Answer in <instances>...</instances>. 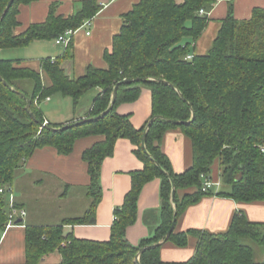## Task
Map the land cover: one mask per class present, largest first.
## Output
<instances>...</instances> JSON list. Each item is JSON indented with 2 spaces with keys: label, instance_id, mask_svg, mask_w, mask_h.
<instances>
[{
  "label": "trees",
  "instance_id": "1",
  "mask_svg": "<svg viewBox=\"0 0 264 264\" xmlns=\"http://www.w3.org/2000/svg\"><path fill=\"white\" fill-rule=\"evenodd\" d=\"M9 1L0 0V50L55 40L67 30L79 29L102 9L98 0H84L79 10L65 18L57 16L56 5H52L44 23L16 35L19 6L37 0H14L2 16ZM216 1L140 0L123 15L121 31L114 37L112 49L104 54L107 68L89 66L78 78L67 76L62 67L73 56L72 43L63 56L43 59L41 72L22 66L20 61L0 59V77L11 86L0 79V190L13 187L22 165L35 150L49 146L68 155L77 140L104 137L83 153L91 177L86 189L91 200L88 210L81 217L64 219L59 225L26 226L27 264H43L44 258L55 252L61 255L59 264H165L161 258L163 244L146 247L165 239L175 211L178 220L190 206L213 194L212 190L202 191L201 175L210 174L215 165L219 166L224 187L218 196L242 204L264 203V156L257 149L264 142V8H256L248 20H237L229 14L221 21L211 50L187 60L192 44L208 25L207 14ZM187 39L191 41L186 42ZM44 75L51 81L49 86L45 85ZM27 81L33 82L31 92L23 88ZM116 86L114 106L103 118L63 130H52L60 125L51 123L41 129L45 121L41 104L47 98L56 94L71 98L76 109L87 92L99 88L91 118L108 109ZM143 88H148L152 95L151 119L162 117L155 119L148 130L149 155L142 145L149 122L137 129L130 115L117 112L119 105L137 101ZM27 99L31 101L30 111ZM193 116L189 125L170 122H187ZM174 129L184 133L192 150V164L180 175L173 172L162 150L166 133ZM121 138L129 139L137 147L135 154L144 163V169L133 174L132 188L122 207L115 211L111 239L95 242L65 234L66 225L95 224L102 197L101 166L114 154L115 144ZM155 178L161 179V223L152 238L134 246L127 240V228L137 221L144 186ZM171 179L176 186L174 205ZM16 207L22 208L17 203ZM10 212L9 196L0 192V241ZM190 236L197 238L195 256L180 264H264V260L256 261L253 246H261L264 252V223L250 221L242 211L224 233L175 229L167 242L183 248ZM138 255L140 263L136 260Z\"/></svg>",
  "mask_w": 264,
  "mask_h": 264
},
{
  "label": "crops",
  "instance_id": "2",
  "mask_svg": "<svg viewBox=\"0 0 264 264\" xmlns=\"http://www.w3.org/2000/svg\"><path fill=\"white\" fill-rule=\"evenodd\" d=\"M82 1L84 0H37L30 4H22L18 8L19 26L15 29V34L20 35L30 26L44 23L50 14L52 5H56L57 16L67 18L81 8ZM139 1L98 0L102 6L101 11L93 19L87 20L90 21V25L79 28L73 37V56L66 59L62 65L67 76L70 78L81 77L89 66L107 68L104 54L112 49L114 37L121 31L123 15L131 11ZM256 8H264V0H217L213 9L207 14L209 22L205 31L192 44L190 55H206L211 50L219 33L221 21L229 14H232L237 20H248L253 16ZM87 32L90 34L88 35ZM190 41L186 40V42ZM28 46H34L33 48L52 47L58 51L57 55L46 58H59L67 50L65 46L56 45L55 40L34 41ZM58 47H62V50ZM3 50L6 49L0 50V56ZM46 58H42L39 62L25 59L15 61H20L22 66L41 72V61ZM45 76L48 78L45 85L49 86L51 81L47 75H44V81ZM100 92L99 88L90 90L80 99L78 106L73 109L71 114L67 116L62 113L54 115V117L52 116L53 122L42 112L43 116L48 123L56 125L87 119L90 117L94 100ZM52 97L49 101H45L52 102ZM117 112L120 115H130L134 127L142 128L149 122L152 115L150 90L143 88L137 101L119 105ZM103 139V136L81 138L75 142L73 151L68 155L59 154L54 147L40 148L35 150L28 161L22 165L19 171L21 175L15 180L13 190L16 203L22 207L17 209L26 211L27 216L22 219L21 225L18 224L5 230L0 241V264H27L26 226L59 225L64 219L81 217L86 213L91 204V200L86 194V189L91 184V177L88 163L83 159V153ZM136 149L137 147L129 139L121 138L116 142L114 154L106 158L101 166L102 197L97 207L95 224L66 225L64 227L65 234H72L77 239L95 242H108L111 239L115 211L122 207L126 195L132 188L133 174L144 169V163L135 154ZM162 150L170 160L175 174H183L190 168L192 164L191 145L180 129L166 133ZM35 173H40L42 176H35ZM210 175L215 180H222L218 165H215ZM25 181L34 188H43L45 182L55 183V189L29 193L24 188L27 185ZM223 189L222 184L218 191L213 190V194L206 195L199 203L190 206L177 220L176 232L197 230L212 234L224 233L229 229L234 216L240 211L244 212L250 221L264 223V203H237L229 197L218 196L217 193ZM50 198L58 199L57 203L55 202L56 209L54 210L56 211L53 212L55 217L45 222L32 219L29 206L40 204L51 207L54 202H48ZM16 215L20 220L19 211ZM161 217V179L155 178L148 182L142 190L137 221L127 228L126 236L129 243L139 246L143 241L152 238L161 223ZM196 247L197 238L195 236H190L188 245L183 248L172 242H166L161 248V258L165 264L184 263L195 256ZM60 261L61 255L55 252L44 258L43 264H59Z\"/></svg>",
  "mask_w": 264,
  "mask_h": 264
},
{
  "label": "rangeland",
  "instance_id": "3",
  "mask_svg": "<svg viewBox=\"0 0 264 264\" xmlns=\"http://www.w3.org/2000/svg\"><path fill=\"white\" fill-rule=\"evenodd\" d=\"M34 46H28L25 49H6L3 50L0 58L5 59V60H21V59H25V60H33V61H40L42 58H46L49 57L51 55H57L58 51L55 48L52 47H48V48H33ZM36 47V46H35ZM60 50H62V47H58ZM26 54V55H24ZM48 81V78H46L45 76V82ZM24 90L27 92H31L33 89V82L32 81H27L25 82L24 86H23ZM66 103V104H64ZM94 108V104L92 109ZM74 109V103L71 99H63L62 96H60L59 94H56L52 97V102H47V101H43L41 104V110L44 113V115H46V117H48L51 121H52V116L54 117V115H58L60 113L64 114L65 116H67L68 114H71L73 112ZM81 120H76V121H71L65 124H61L60 127L58 129H62L64 127H70L72 125H75L77 122H79ZM53 122V121H52ZM21 175L20 172L18 173V176ZM35 176H42L40 173H35ZM17 176V179H18ZM24 182V181H23ZM25 184H27L24 188L29 192V193H37V192H42V191H47V190H54L55 189V183H51V182H45V186L43 188H34L32 187V185L25 181ZM54 188V189H53ZM57 200H52L51 198L48 200V202L52 203L54 202V204L51 205V207H47V206H42V205H37V204H33L29 206V213L30 216L32 217V219H36L38 221H49V219L54 218L55 214L53 212H55L56 210V204ZM50 212V213H49ZM51 214V215H50ZM29 216V217H30ZM254 246V251H255V259L257 262H262L264 260V252H263V248L261 246L258 245H253Z\"/></svg>",
  "mask_w": 264,
  "mask_h": 264
},
{
  "label": "built area",
  "instance_id": "4",
  "mask_svg": "<svg viewBox=\"0 0 264 264\" xmlns=\"http://www.w3.org/2000/svg\"><path fill=\"white\" fill-rule=\"evenodd\" d=\"M201 14H204V11H201ZM90 25V21L85 22L81 27L84 28L86 26ZM80 27V28H81ZM78 30V29H77ZM77 30H67L64 34L59 36L58 38L55 39V44L56 45H62L65 46L66 48L69 47L73 41V37ZM89 35L90 32H87ZM187 60H192L193 56L188 55L186 57ZM54 60V59H53ZM46 100H50V98H47ZM45 124H48V122L45 120ZM41 129H43L41 127ZM257 149L260 152L261 155L264 156V142L260 143L257 145ZM202 179V191L203 192H208V191H215L219 190L222 187V180H215L210 174H202L201 175ZM1 193H6L9 196V207H10V214H9V220L6 226V230L12 226L18 225L17 221L19 220L17 217V212H20V218L23 219L27 216L26 211L24 210H18L16 207V198H15V193L13 190V187L5 188L0 190Z\"/></svg>",
  "mask_w": 264,
  "mask_h": 264
},
{
  "label": "water",
  "instance_id": "5",
  "mask_svg": "<svg viewBox=\"0 0 264 264\" xmlns=\"http://www.w3.org/2000/svg\"><path fill=\"white\" fill-rule=\"evenodd\" d=\"M13 2H14V0H10V1H9V3L7 4V7H6L5 11L3 12V15H2V16H4V15L8 12V10L11 8ZM0 79L3 81V83H4L7 87L11 88V86H10L6 81H4L3 78L0 77ZM143 80H148V78H145V79H143ZM128 81H129V80H126L125 82H128ZM163 83H164V84H168V82H166V81H163ZM117 88H118V87L116 86L115 89H114L113 99L111 100V102H110V104H109V107H108V109H107L106 111H104L103 113H101V114L98 115V116L91 117V118H87V119H83V120L77 122L75 125H79V124H82V123H85V122L95 121V120H98V119H100V118H103L105 115H107V114L111 111V109L113 108V106H114ZM27 102H28V110L30 111V104H31V101H30L29 99H27ZM32 116H33L34 119H36L35 116H34L33 114H32ZM157 118H162V117H154L153 119H151V120L149 121V123H148V125H147V127H146V129H145V132H144L143 138H142V145H143V148H144L145 152H146L148 155H149V152L147 151V148H146V137H147V133H148V130H149L151 124H152L153 121H154L155 119H157ZM193 120H194V116H193V118H192L190 121H187V122H181V121H175V120H171L170 122H171L172 124H174V125H189L190 123H192ZM41 127H42V128L48 127V124L42 123V124H41ZM66 128H68V127H64V128H62L61 130L66 129ZM51 129H52V130H59V129H56V128H51ZM156 165L158 166V168H159L164 174L169 175L168 172L165 171V169H163V168H162L157 162H156ZM171 184H172V196H171V202H172V204L174 205L176 186H175V183H174V181H173L172 179H171ZM17 223H22V219L18 220ZM176 223H177V212L175 211V213H174V218H173V220H172L171 227H170L169 231L167 232L165 239H164L161 243H158V244H155V245H152V246L146 247V248H149V249H150V248H154V247H157V246H160V245L166 243L167 240L169 239V237L171 236V234L174 232V230H175V228H176ZM136 260H137L138 263H140V262H139V255L137 256Z\"/></svg>",
  "mask_w": 264,
  "mask_h": 264
}]
</instances>
